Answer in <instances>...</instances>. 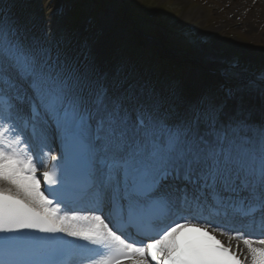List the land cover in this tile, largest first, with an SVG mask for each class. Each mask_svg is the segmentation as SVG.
<instances>
[{"label": "snow or ice", "instance_id": "1", "mask_svg": "<svg viewBox=\"0 0 264 264\" xmlns=\"http://www.w3.org/2000/svg\"><path fill=\"white\" fill-rule=\"evenodd\" d=\"M235 98L125 86L0 24V264H242L205 216L264 226V119ZM33 144L56 162L43 189ZM240 238L264 264V234Z\"/></svg>", "mask_w": 264, "mask_h": 264}, {"label": "rangeland", "instance_id": "2", "mask_svg": "<svg viewBox=\"0 0 264 264\" xmlns=\"http://www.w3.org/2000/svg\"><path fill=\"white\" fill-rule=\"evenodd\" d=\"M14 1L9 0L5 9H11ZM61 1L67 11L78 1L84 13L90 14L92 21L96 24H99L101 17H105L101 20L105 26L100 33L98 31L97 38L88 44L87 54L91 52L92 57H99L106 70L111 66L117 67L118 70L112 75L118 80L122 74L120 63L131 55L130 60L139 61V64H142L140 69L145 70L140 78L139 86L155 89L162 94L164 92L184 94L189 90L187 82L191 81V68L189 67L191 62L199 59L204 51L212 52L219 49L223 54L212 56V59L230 61L235 66L227 75H223L224 85L217 84L219 85V89H216L218 99L225 98L226 89L236 92V98L227 102L226 110L240 103L243 96L255 99L257 95L263 97L264 100V17L260 11L255 12L257 11L255 10L254 18L247 20L242 17V14L232 12L231 8L234 9L235 4L231 1L222 4L221 0H152L153 4L149 6L145 13L147 16L143 19L145 23H148L147 30L158 40L146 39L144 41L139 38L133 28V21H131L137 18L135 12L143 5L141 0H135L134 5L130 3L131 9L126 13L124 6L126 2L129 4L128 0H107V3L104 0H96L106 3L104 8L109 9L110 15H106L104 9L101 10L100 4L96 6L98 9H95V0H55L54 5ZM15 4L23 6V17L30 23L39 19L40 26L44 28L52 25V21L47 23L44 20L45 0H17ZM163 11L173 15L165 14V17L170 18L164 21V26H159L153 22V15L157 17L158 13ZM141 12L142 10L137 11L139 17H142ZM243 14L246 17L250 13L245 11ZM62 17H64L63 13L59 19L61 20ZM252 21L255 22L253 25ZM57 23L54 20L53 24ZM57 30L60 32V28ZM57 30H48L44 42H49L50 45ZM70 32L71 29L66 31V33ZM183 34L185 36L180 37ZM138 42L141 49L137 47ZM151 42L163 47L164 56L169 59V64L176 67L174 73H172L171 66L159 63L157 55L162 54L157 47L155 50L147 48L146 43L153 45ZM211 52L206 55H210ZM125 73L129 75L126 80L123 79L125 82L139 75L137 70L124 71ZM164 75L177 76V84H174L177 85L176 88L170 86V81L163 84ZM211 95L207 92L206 97H211Z\"/></svg>", "mask_w": 264, "mask_h": 264}, {"label": "bare ground", "instance_id": "3", "mask_svg": "<svg viewBox=\"0 0 264 264\" xmlns=\"http://www.w3.org/2000/svg\"><path fill=\"white\" fill-rule=\"evenodd\" d=\"M228 1H231L232 4H235L234 5L235 8L234 9L231 8L232 12H238L239 14H242V17L244 19L252 20L255 16L254 15L255 10H257L255 12L260 11L261 15L263 13L262 16L264 17V0H221V3L225 4ZM245 11L250 13L246 17H244V14H243V12H245ZM261 19H263V18H261ZM254 23L255 22L252 21L251 24L253 25ZM101 27H104V26H101ZM105 30H103V31H105ZM210 52H211L210 50L204 51L201 53V55H206ZM196 53H197V51H196ZM222 54H223L222 51H220L219 49H217V51L211 52V55H213V56H220ZM97 59L98 58H96L95 62L99 63V60H97ZM242 98H243V100L240 103H242L246 114H248L252 120L255 121V120L259 119L260 117L264 119V104L262 102H260L258 100H254V99L249 100L247 97L246 98L242 97ZM236 105L234 107H232L231 110L234 109L236 107ZM0 186L5 187L6 185H4L2 182H0Z\"/></svg>", "mask_w": 264, "mask_h": 264}]
</instances>
